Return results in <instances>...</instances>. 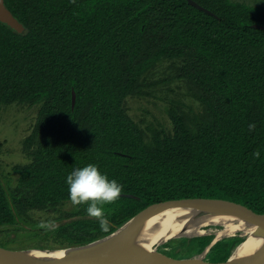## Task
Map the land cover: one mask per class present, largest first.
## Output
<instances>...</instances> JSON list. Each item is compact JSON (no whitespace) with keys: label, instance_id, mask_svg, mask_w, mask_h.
Segmentation results:
<instances>
[{"label":"trees","instance_id":"16d2710c","mask_svg":"<svg viewBox=\"0 0 264 264\" xmlns=\"http://www.w3.org/2000/svg\"><path fill=\"white\" fill-rule=\"evenodd\" d=\"M192 1L211 15L186 0H4L25 33L0 23V109L39 108L22 142L28 163L12 167L15 187L0 181V227L71 203L66 177L87 164L122 192L103 206L107 232L86 204L58 219L64 247L103 239L166 201L224 200L264 214V7ZM165 61L200 110L172 102L171 130L149 127L147 140L125 100L148 96L146 78ZM213 238L180 248L199 255ZM242 241L222 239L204 261L225 262Z\"/></svg>","mask_w":264,"mask_h":264},{"label":"rangeland","instance_id":"374dc122","mask_svg":"<svg viewBox=\"0 0 264 264\" xmlns=\"http://www.w3.org/2000/svg\"><path fill=\"white\" fill-rule=\"evenodd\" d=\"M231 1L253 7H264V0ZM170 64L167 61L160 63L147 76L145 82L152 84L150 88L146 89L149 92L148 96L128 97L125 100V109L128 115L145 132L147 140L149 139L147 130L149 127L158 130L164 129L167 132L171 130L167 110L172 102H182L187 112L200 110L198 104L190 96L186 83L172 78L173 71L169 70ZM38 108V106L29 107L14 104L0 109V181L5 190L15 187L16 184L17 177L13 173L12 167L28 163L22 152V142L32 130ZM74 211L75 206L72 203H67L60 206L56 212H31L27 218L28 223L20 222L14 226L0 227V247L12 251L31 250L29 248L43 251L73 248L58 245L55 240V231L59 224L56 223L57 220ZM104 211H106L105 208ZM41 224H48V227L43 228ZM220 229V226H207L203 228V234L196 237L209 235L216 237V233ZM235 237L244 240L240 235L230 238ZM181 239L184 238L167 241L157 248L156 253L173 260L191 258L187 250L180 248ZM238 247L233 250L232 254Z\"/></svg>","mask_w":264,"mask_h":264},{"label":"water","instance_id":"95a60500","mask_svg":"<svg viewBox=\"0 0 264 264\" xmlns=\"http://www.w3.org/2000/svg\"><path fill=\"white\" fill-rule=\"evenodd\" d=\"M186 1L190 6L211 15L209 11L192 0ZM0 23L17 34L25 33L24 27L6 8L4 0H0ZM74 103L75 95L72 94V107ZM122 197L134 198L130 195H122ZM164 214H175L186 223L196 224L221 219L238 221L264 235V214H256L239 204L213 199L166 201L147 207L109 236L84 246L64 249V254L46 263H37L26 257L25 254L31 250L12 251L0 247V264H261L264 262V241L246 255L235 258L231 254L225 262L221 263H206L204 261L209 250L222 240H218L216 237L201 254L187 259L173 260L156 253L157 248L169 239L156 245L151 252H144L132 247L133 240ZM178 238L191 239L194 237ZM143 259H146V262H143Z\"/></svg>","mask_w":264,"mask_h":264},{"label":"bare ground","instance_id":"6f19581e","mask_svg":"<svg viewBox=\"0 0 264 264\" xmlns=\"http://www.w3.org/2000/svg\"><path fill=\"white\" fill-rule=\"evenodd\" d=\"M211 225L221 227L216 233V239L218 240L236 235H240L244 239L233 253V257L235 258L246 255L264 241V235L261 232L238 221L221 219L204 224H196L186 223L180 216L175 214H164L135 238L131 245L138 250L151 252L156 245L162 244L168 239V241H171L178 237H196L202 235L203 228ZM64 253V249L55 251L31 249V251H28L25 255L31 259V261L46 263L58 258ZM143 262H146V259H143ZM261 264H264V262Z\"/></svg>","mask_w":264,"mask_h":264},{"label":"clouds","instance_id":"9594fccd","mask_svg":"<svg viewBox=\"0 0 264 264\" xmlns=\"http://www.w3.org/2000/svg\"><path fill=\"white\" fill-rule=\"evenodd\" d=\"M255 125H249L250 130ZM254 155L259 158L260 153ZM68 195L75 206L87 205L85 212L88 217L98 218L100 228L107 232L110 226L104 205L114 203L122 192V185L102 173L95 164H87L82 168L74 169L67 177ZM47 228L48 224H41Z\"/></svg>","mask_w":264,"mask_h":264}]
</instances>
